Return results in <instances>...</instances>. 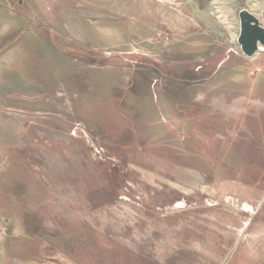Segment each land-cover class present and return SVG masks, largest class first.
I'll use <instances>...</instances> for the list:
<instances>
[{"label":"rangeland","instance_id":"rangeland-1","mask_svg":"<svg viewBox=\"0 0 264 264\" xmlns=\"http://www.w3.org/2000/svg\"><path fill=\"white\" fill-rule=\"evenodd\" d=\"M243 4L228 6L234 22ZM210 9L208 4L196 7L185 0H0V138L4 145L12 144L1 148L8 175L17 176L11 172L10 159L11 152L17 156L16 149L37 164V172L50 169L51 153L54 176H59L56 158L61 152L95 146L119 160L127 150L153 149L158 155V148L165 146L171 154L172 146H179L187 159L188 153H197V162L202 160L208 175L226 177L233 194L241 198L244 191L242 199L248 204H264V163L259 158L253 162L246 142L234 141V117L220 116L226 132L219 130L214 105L229 104L225 99L229 101L231 89L224 85V92L217 95L214 82L192 87L182 80L177 89L170 88L175 96L167 93L166 80L185 77L192 55L211 61L230 44ZM187 95L208 100L210 117L196 118L206 102L197 106L199 113L187 110ZM178 102L186 109L176 107ZM102 136L112 141L100 142ZM141 145L150 148L140 150ZM143 153L156 162L152 154ZM60 178L55 176V184ZM198 189L208 193L207 186ZM213 200L204 198L203 205L210 208ZM260 207L254 220L264 219V205ZM252 219L236 213L233 224L239 228L230 229L232 238L246 231L260 233L263 226L251 227ZM56 221V234L74 235L67 241L74 259L94 263L99 254L108 255L110 250L99 246L98 237L91 238L90 223L68 214ZM27 253L31 257L35 251Z\"/></svg>","mask_w":264,"mask_h":264},{"label":"crops","instance_id":"crops-1","mask_svg":"<svg viewBox=\"0 0 264 264\" xmlns=\"http://www.w3.org/2000/svg\"><path fill=\"white\" fill-rule=\"evenodd\" d=\"M185 1L196 7L208 4L210 15L222 22L230 44L223 52H216L211 61L202 55L198 58L192 55L193 61L187 62L190 68L184 69L188 73L185 77L177 82L171 78L166 80L167 93L175 96L170 88L180 85L178 81L182 80L192 87L214 82L217 95L224 92L222 86H228L231 97L225 101L229 104L214 105L219 130H225L220 116L234 117L238 123H234V141L246 142L252 148L253 162L259 158V163H264V48L251 56L241 50L240 21L237 18V23L234 22L228 10V6L244 3L240 10L252 12L264 25V0ZM207 71L213 72L207 74ZM222 76L229 77L223 80ZM186 97L190 106L187 110L199 113L197 106L206 101ZM177 104L178 108L183 106ZM204 105L196 118L210 117L208 100ZM90 134L94 137L93 132ZM2 140L0 138V149L12 146L4 145ZM105 141L112 140L102 136L100 142ZM164 147L155 150L158 155L153 149L135 153L127 150L119 160L106 148L95 146L88 151L61 152L60 158H56L60 161L59 185L54 182L55 176H59H54L51 153L50 169L38 171L39 174L37 164L30 162L29 157H21L19 149L15 152L17 156L11 152V172L17 174L14 176L8 175L10 171H7L1 149L0 264H264V219L262 222L259 217L254 220L263 202L256 203L255 207L248 204L242 199L246 194L243 189L241 198L233 194L226 177L207 174L209 171L202 160L197 162V153H188L187 159L186 155H180L181 147L172 146L171 154L164 151ZM146 148L150 147H139L140 150ZM143 152L152 154L156 162ZM158 158L161 161H157ZM143 159L149 164L140 163ZM202 185L208 187V193L198 189ZM208 197H214L210 208L202 201ZM11 212L14 216L8 215ZM236 213L253 218L251 227L262 225L260 233L249 235L248 231L244 234L239 231L242 236L232 238L230 229L239 228L233 224ZM66 214L90 223V233L95 235L91 238L98 237L99 246L110 250L108 255L99 254V261L94 263L84 262L83 257L74 259L69 250L72 244L67 243L74 235L62 237L55 231L57 217ZM63 241H66L65 246L59 243ZM28 250L35 254L28 257Z\"/></svg>","mask_w":264,"mask_h":264},{"label":"water","instance_id":"water-1","mask_svg":"<svg viewBox=\"0 0 264 264\" xmlns=\"http://www.w3.org/2000/svg\"><path fill=\"white\" fill-rule=\"evenodd\" d=\"M264 16V12H263ZM240 29L238 43L241 50L251 56L259 48H264V25L259 17L247 10H240L238 13Z\"/></svg>","mask_w":264,"mask_h":264},{"label":"bare ground","instance_id":"bare-ground-1","mask_svg":"<svg viewBox=\"0 0 264 264\" xmlns=\"http://www.w3.org/2000/svg\"><path fill=\"white\" fill-rule=\"evenodd\" d=\"M225 22V21H224Z\"/></svg>","mask_w":264,"mask_h":264}]
</instances>
